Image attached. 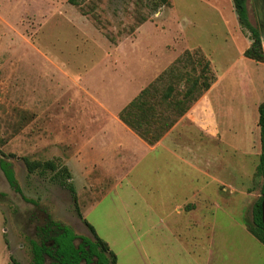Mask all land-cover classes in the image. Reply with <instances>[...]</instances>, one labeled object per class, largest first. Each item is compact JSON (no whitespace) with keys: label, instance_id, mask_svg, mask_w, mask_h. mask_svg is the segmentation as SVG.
I'll list each match as a JSON object with an SVG mask.
<instances>
[{"label":"rangeland","instance_id":"374dc122","mask_svg":"<svg viewBox=\"0 0 264 264\" xmlns=\"http://www.w3.org/2000/svg\"><path fill=\"white\" fill-rule=\"evenodd\" d=\"M246 5L249 21L263 36L264 0H247ZM247 41L249 33L238 24L232 0H169L161 6L157 0H79L78 5L67 0H0V162L20 188L18 192L10 185L0 166V264H8L19 241L24 243L23 263H32L31 242L44 239L37 233L39 224L54 229L57 222L76 236L92 238L76 206L118 253L119 264H127L126 243L137 245L140 252L142 197L149 195L147 187L157 178H164L146 170L164 174L181 163L164 159L149 166L157 162L148 157L141 161L139 152L131 168L134 153L117 146V135L97 134L99 129L88 125L96 109L93 101L96 96L124 101V91L135 86L126 84L124 75L141 71L142 79L148 60L154 66L141 85L172 66L174 73L196 74L198 66L196 71L190 68L199 56L192 54L186 61L185 52L198 46L206 50L219 76L210 100L220 136L205 143L213 173L222 182L207 178L212 201L200 222L198 214L181 208L179 264H262L264 245L246 225L252 222V207L264 184L257 170L261 143L255 127V105L264 100V64L243 55ZM111 63L117 74L110 71ZM180 79L174 83L182 88L185 81ZM188 141L202 146L198 138ZM23 157L66 166L76 200L53 171L29 172ZM178 181L185 184L183 177ZM174 195L182 202L187 192L182 188ZM5 237L13 239L9 249ZM80 242L74 240L75 245ZM45 263L58 264L48 256Z\"/></svg>","mask_w":264,"mask_h":264},{"label":"crops","instance_id":"0c3cea01","mask_svg":"<svg viewBox=\"0 0 264 264\" xmlns=\"http://www.w3.org/2000/svg\"><path fill=\"white\" fill-rule=\"evenodd\" d=\"M223 3H226V1ZM250 42L251 41H247L244 49L250 45ZM113 45L115 47L113 50L118 51V46L115 44ZM262 46H264V43H262ZM198 47L206 55V50L200 46ZM148 54H150L149 51ZM206 57L208 58L207 55ZM260 63L264 64V62ZM152 64L153 63L150 60L147 61V65L144 67L147 69H142L143 78L140 80H138V78L141 71L139 75H137L138 72H129V74L124 75L127 79H125L126 84H135L132 90L124 91L123 95H128L124 101L112 102L107 99V96H96L92 106L96 108L95 113L94 116H92L91 121H88V125L90 124L94 128L99 129L97 134L108 135L113 133L117 135V146L123 148L127 152L134 153L132 159L133 162L130 165L131 168L135 167L137 164L139 152L142 153V157L140 158L141 161L148 157L150 162H157L156 164H149V166L157 165L159 161H163L164 159H167L170 162L176 161L181 163V166L178 169H167L164 171V174H160V170H146L149 174H155L164 178H157V183L154 184V186L147 187V193L149 195L142 197L143 209L141 212V224L144 225V230L141 232L140 238L137 239L139 241L140 252H138L137 245H133L130 242L126 243L125 249L127 264H154L153 262L156 260L158 264H179L180 259L178 253L180 247V231L179 226L177 227L179 224V218H177V216L182 213L181 208L193 216L199 215L197 220L200 222L199 219L202 220L203 218L201 217L205 215V212H203L204 209L209 207L212 201L211 195L208 192V187L211 183H209L207 178H209L210 181L212 180V182H222V180L218 178V175H214L213 173L214 169L211 168L212 157H207L205 143L207 139L209 141L220 136L219 117L215 114V107L212 106V101L210 100V94L215 89L219 81V76L216 72V79L209 89L191 105V107L155 144L150 145L126 126L119 119L118 113L144 86H146L144 85L145 83L143 85L140 83L142 80L148 79L146 77L148 76L147 74H150V69L154 66ZM117 65L120 67L121 71H127V68L123 64ZM113 66L115 65L111 63L110 71H113ZM113 72L117 74L116 70ZM261 101L262 100H258L255 105L257 112L258 105ZM255 122H258V117L255 118ZM255 125V127L258 126L257 124ZM186 137L192 139L198 138V142L202 146L194 147L193 145L195 144H193V141L189 142V138ZM203 138L205 139L204 142L202 140ZM103 139H107V137L104 136ZM202 147V151L204 152L201 151ZM155 151H158V153ZM102 158L103 157H100V159ZM129 172H132V169ZM179 177L185 179V184L183 186L178 181ZM202 179L204 180V183L202 182ZM230 186L233 188V190H231L232 192L237 191V186ZM182 188L183 190H186L187 195L182 202H179L175 199L174 193L182 190ZM219 189L223 192L225 187L221 186ZM166 208L171 209L167 214H165ZM174 212L176 215H173ZM5 231L6 230H4V232ZM12 240L13 239L10 237H5L7 248ZM23 244L24 243L20 241L17 243V250L9 253V261L12 256L21 264H24L22 261V255H25V253H21L24 246ZM6 259H8V256ZM165 259H168L169 263ZM116 263L119 264L117 252Z\"/></svg>","mask_w":264,"mask_h":264},{"label":"trees","instance_id":"16d2710c","mask_svg":"<svg viewBox=\"0 0 264 264\" xmlns=\"http://www.w3.org/2000/svg\"><path fill=\"white\" fill-rule=\"evenodd\" d=\"M246 1L232 0L238 24L242 29L248 31L251 40L250 45L244 49L243 55L254 61L264 62V50L260 33L257 27L249 21ZM67 2L72 5L79 4V0H67ZM158 5H169V0H157ZM185 53L186 61H190L192 54H198V60H195V64L191 65L190 68L191 71H196L198 66L196 74L190 75V73H186V75H183L176 71L174 73L175 69L172 66L168 71H162L155 79L144 86L118 113L119 119L147 144H155L191 105L209 89L216 79L210 60L200 48H197L194 52L186 51ZM176 60L181 61V58ZM164 77H166V80ZM180 78L185 81L182 88L176 87L174 83V80L180 82ZM257 125L260 129L261 143L257 170L264 175V100L258 105ZM23 160L29 172H33L37 168H40L41 171H53V176L58 178V183L66 187L71 192L73 199L76 200L75 189L72 183L67 181L71 175L66 166L57 167L51 160L40 162L26 157H23ZM0 166L10 185L20 192L13 173L6 168V164L3 161L0 162ZM261 190L263 192L264 184ZM261 200L262 196L254 202L252 222L247 223L246 227L254 237L264 244ZM75 209L77 215L91 233L92 238L81 236V242L75 245L74 240L78 236L69 227L54 223L57 230L52 238L54 241L53 248L46 247L43 243L32 242L31 264H44V254L55 258L60 264H117L116 255L110 249L108 243L97 235L94 227L86 221L77 206ZM8 264L21 263L11 256Z\"/></svg>","mask_w":264,"mask_h":264},{"label":"flooded vegetation","instance_id":"af4514ba","mask_svg":"<svg viewBox=\"0 0 264 264\" xmlns=\"http://www.w3.org/2000/svg\"><path fill=\"white\" fill-rule=\"evenodd\" d=\"M263 36H261V34H260V37L264 39ZM55 223H57V222H55ZM36 230H37V233H39L40 235H42L44 237V239L42 240V242H40L38 244L43 243V244L46 245V247L53 248L54 241L52 240V238L54 236L55 231L57 230V227H54V229H53L52 226H48L47 223H44V224H39V226L36 228ZM52 231H54V233H52ZM46 236H49L48 238L51 239V242L50 243L47 242V237ZM80 237L81 236H78L77 238H80ZM31 252H32V246H31ZM46 256H48V255H46V254L43 255V257H44V263H45V260H46ZM48 257H50V256H48ZM50 260L53 261V262L58 263L55 258L50 257ZM58 264H60V263H58Z\"/></svg>","mask_w":264,"mask_h":264},{"label":"water","instance_id":"95a60500","mask_svg":"<svg viewBox=\"0 0 264 264\" xmlns=\"http://www.w3.org/2000/svg\"><path fill=\"white\" fill-rule=\"evenodd\" d=\"M261 196H262V200H261V203H260V206H261V222L264 225V190H263Z\"/></svg>","mask_w":264,"mask_h":264},{"label":"built area","instance_id":"2783aa9c","mask_svg":"<svg viewBox=\"0 0 264 264\" xmlns=\"http://www.w3.org/2000/svg\"><path fill=\"white\" fill-rule=\"evenodd\" d=\"M263 47V50H264V46H262Z\"/></svg>","mask_w":264,"mask_h":264}]
</instances>
